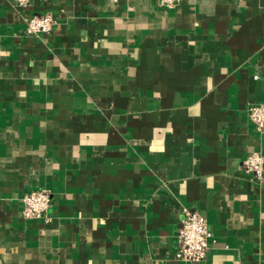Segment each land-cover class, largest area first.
I'll return each mask as SVG.
<instances>
[{
	"label": "crops",
	"instance_id": "1",
	"mask_svg": "<svg viewBox=\"0 0 264 264\" xmlns=\"http://www.w3.org/2000/svg\"><path fill=\"white\" fill-rule=\"evenodd\" d=\"M261 102L264 0H0V264H264V181L240 168ZM40 187L49 221L21 213ZM183 208L202 262L174 256Z\"/></svg>",
	"mask_w": 264,
	"mask_h": 264
},
{
	"label": "built area",
	"instance_id": "2",
	"mask_svg": "<svg viewBox=\"0 0 264 264\" xmlns=\"http://www.w3.org/2000/svg\"><path fill=\"white\" fill-rule=\"evenodd\" d=\"M20 8L28 6L29 0H15ZM165 8L174 7L178 0H157ZM55 20L49 12L31 14L26 18L25 33L32 36L51 32ZM256 78L257 75H254ZM248 118L257 131L264 134V102L248 106ZM240 168L261 183L264 181V154L261 150H253L242 160ZM22 216L49 221L48 210L51 205L49 190L44 187L34 189L22 197ZM211 233L206 218L198 211L183 208L180 226L177 230V249L175 258L184 262H202L206 258L208 239Z\"/></svg>",
	"mask_w": 264,
	"mask_h": 264
}]
</instances>
